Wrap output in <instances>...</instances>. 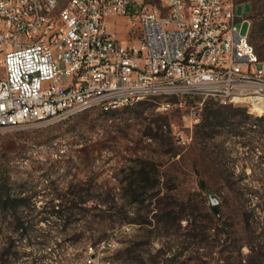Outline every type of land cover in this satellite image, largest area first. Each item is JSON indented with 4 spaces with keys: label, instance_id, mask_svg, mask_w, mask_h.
Returning <instances> with one entry per match:
<instances>
[{
    "label": "rangeland",
    "instance_id": "1",
    "mask_svg": "<svg viewBox=\"0 0 264 264\" xmlns=\"http://www.w3.org/2000/svg\"><path fill=\"white\" fill-rule=\"evenodd\" d=\"M235 2L239 28L256 30L251 40L264 59V0ZM117 19L129 39L126 16ZM180 98L0 128V181L27 197L0 205V264H152L153 255L183 250L164 262L264 264V115L216 102L220 117L206 127L204 111L195 122L189 107L158 108L192 103ZM143 166L147 180L132 194L127 184ZM211 195L226 235L208 229Z\"/></svg>",
    "mask_w": 264,
    "mask_h": 264
},
{
    "label": "built area",
    "instance_id": "2",
    "mask_svg": "<svg viewBox=\"0 0 264 264\" xmlns=\"http://www.w3.org/2000/svg\"><path fill=\"white\" fill-rule=\"evenodd\" d=\"M236 9L235 0H0V128L167 84L192 103L158 108L189 107L195 122L210 100L264 106V59ZM120 16L129 39L112 20Z\"/></svg>",
    "mask_w": 264,
    "mask_h": 264
},
{
    "label": "trees",
    "instance_id": "3",
    "mask_svg": "<svg viewBox=\"0 0 264 264\" xmlns=\"http://www.w3.org/2000/svg\"><path fill=\"white\" fill-rule=\"evenodd\" d=\"M260 19H261V33L264 35V8L262 9H258V14H257ZM252 34V35H251ZM249 35H250V38L252 36L253 39H255V35H256V30H254V28L252 29V32H251V26H250V31H249ZM252 41V40H251ZM257 49V48H256ZM258 51V50H257ZM259 53V52H258ZM260 55V53H259ZM261 57V55H260ZM262 58V57H261ZM170 100L173 102V103H176L179 101L178 98H170ZM183 99H181L182 101ZM220 107H223V105H219L215 102V101H208L206 106H205V109H204V117H203V126L205 125L206 127L210 126V124H212V122H214V120L216 118H219V110H220ZM230 107L232 108L233 105L231 104ZM104 113H108V112H104ZM111 113V112H109ZM259 119H263L264 120V117H261ZM156 135L158 137H163L166 135L164 129H163V124H160L158 125V127H156ZM139 175L137 178H134L133 180H130L127 184V187L129 188V191L132 193V194H136L137 191L140 189L138 183L140 182H145L147 180V176L149 174V171L147 170L146 166H143L141 168V170L138 172ZM10 184V181L9 179H1L0 181V185H1V189H0V205H2L3 208H10V207H14L16 208L17 205H18V201L19 200H22V201H25L27 199V197H20L19 196H14L12 193H11V188H9ZM136 197V196H135ZM134 200H137L135 198H133ZM211 209H212V212H213V217L211 218V224L210 226H208V229H211L213 228L216 232V234L218 236H221V234H225V231L224 229L221 228V225H219V223H217V221L214 219V217H217L220 215V212H221V209L219 207V205H212L211 206ZM21 225H24V221L21 223ZM229 238H231V232L228 231L227 232V236H226V239H224L225 242H227V240H229ZM221 240V238L219 239ZM132 252V250L130 248L127 249L126 251V254H128L127 256L130 255V253ZM184 250L179 253H174L170 258L169 257H165V258H159V255H153L151 258L152 260V264H169L168 262L165 263L164 261H168V260H171V259H174V257H179L183 254ZM163 259V260H162ZM133 264V263H131Z\"/></svg>",
    "mask_w": 264,
    "mask_h": 264
},
{
    "label": "bare ground",
    "instance_id": "4",
    "mask_svg": "<svg viewBox=\"0 0 264 264\" xmlns=\"http://www.w3.org/2000/svg\"><path fill=\"white\" fill-rule=\"evenodd\" d=\"M65 2L66 0H57V4H65ZM52 22H54V13H44L43 23H52ZM65 71H72V64H65ZM168 96L181 97L183 99L181 102L187 99L192 101V96L186 95V92L174 91V84L158 85L157 87L149 88L148 91H144L142 92V94L136 97L123 99V100H112L110 102V105L108 106H106V101H88V103L83 105V107H80V105H73V108L71 109L69 114H66L64 116H57L52 121H61V120L70 119L87 109L99 108L100 110L109 113L125 107L136 105L144 100H150L154 98L168 97ZM221 104H229V103H221ZM235 104H246L248 105V107L254 109L256 112H259L264 115V106L257 108L256 106L252 105L249 102H239Z\"/></svg>",
    "mask_w": 264,
    "mask_h": 264
},
{
    "label": "water",
    "instance_id": "5",
    "mask_svg": "<svg viewBox=\"0 0 264 264\" xmlns=\"http://www.w3.org/2000/svg\"><path fill=\"white\" fill-rule=\"evenodd\" d=\"M210 199H211V204L212 205H216L219 202L218 199H217V197H215L213 195L210 196Z\"/></svg>",
    "mask_w": 264,
    "mask_h": 264
},
{
    "label": "crops",
    "instance_id": "6",
    "mask_svg": "<svg viewBox=\"0 0 264 264\" xmlns=\"http://www.w3.org/2000/svg\"><path fill=\"white\" fill-rule=\"evenodd\" d=\"M118 17H116V18H114V19H112L113 21H116L117 22V19ZM238 19H239V17H238ZM244 19H247V18H244ZM240 20V19H239ZM248 21H249V19H247ZM250 22V21H249Z\"/></svg>",
    "mask_w": 264,
    "mask_h": 264
}]
</instances>
